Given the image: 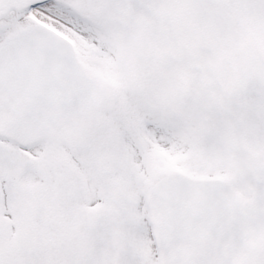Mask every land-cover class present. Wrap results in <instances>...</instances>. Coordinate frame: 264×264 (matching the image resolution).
Wrapping results in <instances>:
<instances>
[{"label":"snow or ice","instance_id":"obj_1","mask_svg":"<svg viewBox=\"0 0 264 264\" xmlns=\"http://www.w3.org/2000/svg\"><path fill=\"white\" fill-rule=\"evenodd\" d=\"M0 264H264V0H0Z\"/></svg>","mask_w":264,"mask_h":264}]
</instances>
